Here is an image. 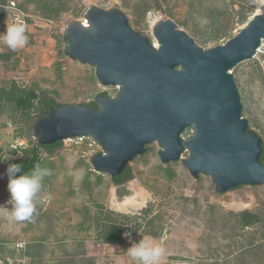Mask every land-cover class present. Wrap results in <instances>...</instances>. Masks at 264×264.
Masks as SVG:
<instances>
[{
  "label": "rangeland",
  "instance_id": "374dc122",
  "mask_svg": "<svg viewBox=\"0 0 264 264\" xmlns=\"http://www.w3.org/2000/svg\"><path fill=\"white\" fill-rule=\"evenodd\" d=\"M0 12V33L14 21V11ZM24 12L28 42L12 51L0 42V86L11 88L13 82L34 88L39 96H53L59 103L80 97L88 102L104 89L113 96L118 87L104 86L95 68L71 58L65 52V28L70 18L86 20L92 5L122 10L132 27L155 44L154 25L171 18L204 48L221 44L235 36L253 15L264 10V0H15ZM254 58L242 61L231 71L243 103L242 116L264 137V45ZM80 95V97H79ZM7 102L0 108V240L10 244L24 242V264H134L127 255L131 242L148 236L164 249L160 264H264V185L244 184L245 196L253 194L256 205L236 211L227 206L234 200L230 191L212 203L216 186L210 175L200 174L194 195L186 189L196 178L180 161L159 158L160 147L146 150L129 163L136 177L154 196L140 213L110 209L112 176L94 170L90 158L102 148L86 139L64 140V145L50 155L38 149L39 164L52 170L34 199L31 221L15 222L8 218L11 209L7 161L15 156L30 157L37 147L32 116ZM192 134L191 128L183 137ZM23 143V144H22ZM188 156V152L182 154ZM261 216V221L242 224L243 211ZM110 211L130 216L125 221L131 240L109 243L98 240L102 224L114 216ZM121 220V219H118ZM140 224V226L138 225ZM125 231V232H126ZM155 234V235H154Z\"/></svg>",
  "mask_w": 264,
  "mask_h": 264
},
{
  "label": "water",
  "instance_id": "95a60500",
  "mask_svg": "<svg viewBox=\"0 0 264 264\" xmlns=\"http://www.w3.org/2000/svg\"><path fill=\"white\" fill-rule=\"evenodd\" d=\"M85 16V21L67 22L65 52L93 66L100 84L118 91L110 96L104 89L88 102L79 95L81 103H58L38 120L42 113L33 115L37 141L94 138L102 151L92 154L90 162L94 170L112 176L110 209L140 213L147 200L155 201L129 163L146 150H156L149 146L152 142L160 147L164 166L180 161L196 178L184 195H194L202 173L216 186L212 203L228 190L234 197L227 203L230 208L256 205L243 185H264V137L242 116L231 69L256 56L264 40V10L235 36L209 48L171 18L154 25L155 44L120 9L92 5ZM92 101L94 106L87 105ZM187 128L192 134L183 137ZM42 153L50 155L44 148ZM127 166L130 176L117 184L113 177Z\"/></svg>",
  "mask_w": 264,
  "mask_h": 264
},
{
  "label": "clouds",
  "instance_id": "9594fccd",
  "mask_svg": "<svg viewBox=\"0 0 264 264\" xmlns=\"http://www.w3.org/2000/svg\"><path fill=\"white\" fill-rule=\"evenodd\" d=\"M0 42L8 49L16 51L22 49L28 42L26 25L19 17L12 24H7L6 31L0 33ZM20 163L9 164L6 174L7 189L11 202L8 218L15 222L31 221L35 212L34 199L42 189L45 177L52 175V170L42 167L39 163L25 172ZM131 240V232L123 233ZM127 255L134 264H160L165 252L151 237L142 236L138 242H131L126 249Z\"/></svg>",
  "mask_w": 264,
  "mask_h": 264
},
{
  "label": "trees",
  "instance_id": "16d2710c",
  "mask_svg": "<svg viewBox=\"0 0 264 264\" xmlns=\"http://www.w3.org/2000/svg\"><path fill=\"white\" fill-rule=\"evenodd\" d=\"M2 9V8H1ZM39 98V101L37 102V106L39 110L41 111V116L37 118L40 119L47 115L51 107L56 106L59 102L56 101L53 97H47V96H39L34 88L26 89L18 86L16 82H13L11 88H7L6 86H0V108L7 102H12L17 108H21L23 110L29 111L35 107L34 99ZM87 105L94 106L93 101ZM37 147L33 148V155L26 158L23 156H15L14 158L7 161V165L11 163H20L23 166V171L27 172L31 170L35 164H37L40 160L38 149L44 148L49 154H52L57 148L62 146L63 141L59 140L51 144H41L40 142L36 141ZM262 159H264V152L261 156ZM2 161V156L0 154V163ZM130 176V167L127 166L124 171H122L121 174L116 175L113 177L114 181L117 184H120L127 180V178ZM110 214H113L114 216H110L107 218V221H105L102 224V234L99 236L98 240H101L103 242H109V243H124L125 242V236L123 233H125L126 230L130 231L133 230V233H136L137 229L129 228V226H126L125 221H131V217L125 214H121L118 212L110 211ZM242 217V224L244 226L252 225L256 222L261 221V216L257 213H254L252 211L246 210L240 213ZM121 219V220H118ZM140 226V224H138ZM155 235V234H154Z\"/></svg>",
  "mask_w": 264,
  "mask_h": 264
},
{
  "label": "built area",
  "instance_id": "2783aa9c",
  "mask_svg": "<svg viewBox=\"0 0 264 264\" xmlns=\"http://www.w3.org/2000/svg\"><path fill=\"white\" fill-rule=\"evenodd\" d=\"M3 7H5V5L0 2V9ZM7 7L14 11L13 21H15L17 17H19L21 20H23V22H25L24 12L18 7L15 0H10ZM86 139H90L91 142L101 147V145L90 136L69 137L66 140L69 142H79ZM24 249V242L18 241L10 244L9 242L0 240V264H24L23 258L21 257V253L24 251Z\"/></svg>",
  "mask_w": 264,
  "mask_h": 264
},
{
  "label": "bare ground",
  "instance_id": "6f19581e",
  "mask_svg": "<svg viewBox=\"0 0 264 264\" xmlns=\"http://www.w3.org/2000/svg\"><path fill=\"white\" fill-rule=\"evenodd\" d=\"M157 44V43H156ZM263 45H264V40H263ZM261 51V49H259V52ZM124 212V211H123Z\"/></svg>",
  "mask_w": 264,
  "mask_h": 264
},
{
  "label": "crops",
  "instance_id": "0c3cea01",
  "mask_svg": "<svg viewBox=\"0 0 264 264\" xmlns=\"http://www.w3.org/2000/svg\"><path fill=\"white\" fill-rule=\"evenodd\" d=\"M2 9H0V12H1Z\"/></svg>",
  "mask_w": 264,
  "mask_h": 264
},
{
  "label": "flooded vegetation",
  "instance_id": "af4514ba",
  "mask_svg": "<svg viewBox=\"0 0 264 264\" xmlns=\"http://www.w3.org/2000/svg\"><path fill=\"white\" fill-rule=\"evenodd\" d=\"M263 160V162H264V159H262Z\"/></svg>",
  "mask_w": 264,
  "mask_h": 264
}]
</instances>
